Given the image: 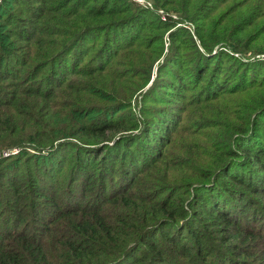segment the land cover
Segmentation results:
<instances>
[{
    "label": "trees",
    "instance_id": "1",
    "mask_svg": "<svg viewBox=\"0 0 264 264\" xmlns=\"http://www.w3.org/2000/svg\"><path fill=\"white\" fill-rule=\"evenodd\" d=\"M111 1L0 0V264H264V0Z\"/></svg>",
    "mask_w": 264,
    "mask_h": 264
},
{
    "label": "rangeland",
    "instance_id": "2",
    "mask_svg": "<svg viewBox=\"0 0 264 264\" xmlns=\"http://www.w3.org/2000/svg\"><path fill=\"white\" fill-rule=\"evenodd\" d=\"M129 1H132V0H129ZM133 1L136 2L138 5H140L141 8H143V9L145 8V10L155 12V14L157 16H159L161 18V20H163V18H167V11H164L163 9H160V8H155L153 3H152V0H133ZM114 2H115L114 0L111 1V3H114ZM122 2H126V0H122ZM12 9H13L12 11H15L14 8H12ZM223 9H225V8H222L221 10H223ZM169 14L172 17V19H174L175 21L178 20V18H179L178 15L174 14L173 12H171ZM177 27L184 28V29L186 28L191 33L194 31L193 25L187 21H184L183 23H178ZM164 43H165V46L168 47L169 41L167 39V36L164 39ZM155 74H156V69L153 71V76L151 77V80H150L151 83L148 86L149 88L151 87L152 82L154 81ZM148 87L146 90L149 89ZM241 100H242V98L240 96H238L237 98H234V101L236 103L240 102ZM166 109L167 110L165 111V113L171 115L172 118L174 119V121L177 122V124H178V133L176 134L175 137L177 138L176 145H178L180 148V131H179V116H180V114H179L178 104H175L174 101L171 100L169 103V106H167ZM187 118H188V115H184L180 121L181 122L180 126H183V128L187 127L188 122L184 121Z\"/></svg>",
    "mask_w": 264,
    "mask_h": 264
}]
</instances>
